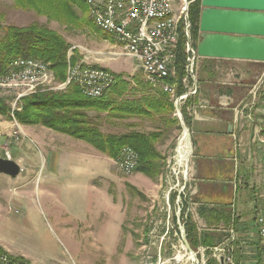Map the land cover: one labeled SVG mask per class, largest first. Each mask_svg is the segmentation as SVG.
Instances as JSON below:
<instances>
[{
    "label": "crops",
    "instance_id": "obj_1",
    "mask_svg": "<svg viewBox=\"0 0 264 264\" xmlns=\"http://www.w3.org/2000/svg\"><path fill=\"white\" fill-rule=\"evenodd\" d=\"M101 62L102 65L97 66L113 68L106 59ZM196 79L197 92L192 94L187 107L191 134L187 146L191 156L189 166L187 161L188 177L181 202L184 217L197 225L199 235L203 232L215 235L216 246L222 242H217V232L222 231L225 236L224 228L249 229L254 224L255 207L264 201V62L197 57ZM87 114L100 122L98 111L89 110ZM172 117H178L176 102ZM170 120L149 117V133L160 131L164 139L169 125H178ZM22 129L40 148L41 154L33 160L38 170L43 169L46 173V179L34 187L39 198L34 197L33 217L31 212L29 216L25 214L27 194L15 187L8 175L0 173V247L28 264H63L56 250L47 251V241L33 251L38 254H33L24 247L14 246L17 237L23 231L35 230L37 235L39 232L44 234L47 230L44 213L52 227L72 229L69 222L74 220V215L70 216L69 222L67 216L74 213V203H82L83 187L95 181L100 188L98 176L106 177L117 160L85 140L45 126H22ZM157 148L161 150L159 144ZM151 180L149 177V185ZM68 192L72 194L68 195ZM42 193H45L44 197ZM205 208L217 209L216 213L226 210L229 221L208 225L201 215ZM15 210L21 215L11 212ZM104 214H98L93 220H105ZM84 225L85 229L93 230L99 223L83 222ZM102 227L101 234H110L111 229L106 232L109 228L105 221ZM68 231L65 233H70ZM234 245L236 263L256 264L250 243L239 239Z\"/></svg>",
    "mask_w": 264,
    "mask_h": 264
},
{
    "label": "rangeland",
    "instance_id": "obj_2",
    "mask_svg": "<svg viewBox=\"0 0 264 264\" xmlns=\"http://www.w3.org/2000/svg\"><path fill=\"white\" fill-rule=\"evenodd\" d=\"M183 1L172 0L176 15L181 14V8L184 6ZM78 14L81 17L83 16L80 10ZM0 15L3 17L4 25L27 27L34 22H38L64 36L70 44L67 76L69 67L74 66L71 64V57L74 50L77 49L76 57H79L78 63L84 62L85 65L96 66L102 65L101 59H106L107 62L113 65L112 69L114 70L111 69L112 72L123 73L129 79L135 75H142L146 80L140 61L121 53V48L117 45V42L109 41L95 28H67L66 25L56 19L49 18L47 15L38 14L33 9L18 7L14 0H0ZM186 17H183L179 33H181L182 29L185 31L183 23H185ZM200 37L202 38L201 32ZM201 38L192 39V46L194 44L193 48L195 50L198 48ZM121 46L124 45L121 44ZM191 56L193 57V55ZM196 59L194 64L195 72ZM170 67V73L174 74L175 63ZM52 72L54 78H49L48 81L35 90L27 89L25 86L8 87L9 83L2 85H7L6 87L0 86V104L4 106H0V157L11 158L21 165L22 170L17 177L8 176L15 182V187L23 189L25 194H27L25 214L29 216V212H31L33 217H35L33 214L34 197L39 198V194L34 193V187L36 184L39 185L41 180L44 181L46 179V173L43 169L38 170L36 163H34L37 156L41 154L40 148L32 137H28L22 126L23 128L36 125L49 127L37 122L22 123L17 119L16 113L23 111L26 103L24 98L47 92L53 94L66 93L70 85L64 89H61L60 86L63 82H66L67 78L60 80L54 70ZM171 88L175 91L173 86ZM174 91L170 92L172 96H175ZM99 113L101 118L106 119L105 112ZM105 119L100 121L103 125V129L102 125L101 129L105 133H126L131 130L149 133L148 119L132 118L124 121L115 120L114 123H104ZM179 121L178 125H169V129L164 134V139L161 138L157 141V144L161 146L160 151L167 158V166L163 174L152 178L150 185L149 176L138 171L127 174L121 170L117 161H115L106 177L98 176L97 180L100 188L95 181H92L91 185L83 187L82 203H74V213L67 216L69 222L70 216L74 215V220L69 222L72 229L68 231L56 225H54L55 228L52 227L51 223L46 219L47 213H44L42 216H44L45 227L47 228L44 234L39 232L37 235L35 230L32 232L23 231L17 237L14 246L18 248L24 247L25 250L38 254L33 251L41 248L47 241L49 245V250L47 251L56 250L61 260H63V264H194L189 250L185 249L182 242L183 239L178 222V195L179 190L185 185L186 181V176L183 172L184 167L181 168L183 171L178 169L177 172L178 167L175 164L176 149L179 139L184 133L181 120ZM4 124L9 126L5 127ZM185 125L187 126L186 122ZM187 144L188 141H186ZM38 167L40 166L38 165ZM44 194H41L42 197H44ZM70 194L72 192H68V195ZM11 212L20 213V211L16 210ZM98 214L100 216L104 214L105 220L94 221L93 217H97ZM115 214L120 215V218H116ZM181 214H183V210ZM83 216L87 218L82 219ZM25 218L27 217L25 216ZM104 221L106 227L109 228L106 229V232H110L111 229L108 235L101 234ZM180 221L184 225L182 215ZM39 222L40 220L38 219ZM83 222H98L99 225H95L93 230H87L85 229L86 226H83ZM117 227L121 228L120 231L115 230ZM250 229H252V226ZM65 231L70 233L66 234ZM167 232L168 234L165 235ZM222 233V231L217 232L219 235L217 242L225 239L226 235L224 237ZM193 249L197 252L200 259L197 264H203V254L198 250V247ZM181 253L184 254L185 258H178ZM206 254L207 262L210 258L215 259L212 251ZM252 259L256 264L260 262V257L253 255Z\"/></svg>",
    "mask_w": 264,
    "mask_h": 264
},
{
    "label": "trees",
    "instance_id": "obj_3",
    "mask_svg": "<svg viewBox=\"0 0 264 264\" xmlns=\"http://www.w3.org/2000/svg\"><path fill=\"white\" fill-rule=\"evenodd\" d=\"M14 1L18 7L33 9L38 14L58 20L67 28H95L109 41L115 42L111 34L95 26L96 23L91 16L90 8L84 0ZM79 10L83 13L82 17L78 14ZM201 12V0L194 1L189 8L192 39L201 38L199 30ZM69 50L70 44L64 36L49 27L38 22L27 27L4 25L3 17L0 15V74L19 58H38L49 62L57 78L65 80L69 65ZM76 50L71 57L73 65L79 62ZM176 52L175 73L166 79L174 87L175 96L164 91L160 86H154L155 84L149 79L146 81L142 75H135L129 79L123 73L113 72L115 80L101 97L86 96L81 87L73 82L64 94L47 92L24 98L26 103L23 111L16 113L17 119L22 123H42L54 130L85 140L100 152L116 160L121 150L130 146L138 156V163L134 171L155 178L163 174L167 166L166 156L157 148V141L161 138L162 132L146 133L131 130L126 133H105L101 129L100 122L91 118L87 111L105 112L106 119L100 117L99 121L105 119L107 123L132 118L149 120V117H154L155 119L160 118L162 121L171 119V123L178 124L179 118L172 117L175 112V99L188 90L183 80L189 75L188 65L191 57L187 51V37L184 29L181 30ZM96 67L99 66L96 65ZM190 97L181 105L187 126H190V115L187 110ZM0 106L4 107L2 104ZM129 126L131 125L129 124ZM216 211L218 212L217 209L206 208L201 210V215L205 217L208 225L229 221L226 210L220 213H216ZM183 214V223L191 246L193 248H197L201 244L207 247L215 246V235L211 233L199 235L197 225L188 217H184ZM208 252L210 253V250ZM3 254L8 253L0 247V256ZM8 256L13 262L28 264L22 258L11 257L9 254ZM207 264L219 263L216 259L210 258Z\"/></svg>",
    "mask_w": 264,
    "mask_h": 264
},
{
    "label": "built area",
    "instance_id": "obj_4",
    "mask_svg": "<svg viewBox=\"0 0 264 264\" xmlns=\"http://www.w3.org/2000/svg\"><path fill=\"white\" fill-rule=\"evenodd\" d=\"M97 6V17L99 21L107 24V31H114L115 42L121 48V53L134 57L140 61L141 69L146 77L157 78V85L167 89L170 93V84L166 81L170 77V22L145 25V14L171 11L175 8L167 7L165 0H92ZM196 0H190V5ZM185 34L187 37V51L192 55L189 43L192 46L191 21L189 8L185 23ZM121 39H133V46H121ZM193 47V46H192ZM72 52V51H71ZM193 57L189 58V75L184 78L183 83L188 89L186 93L178 96L175 102L183 104L185 100L197 92V79L194 70ZM84 62L69 67L66 82L61 89L71 83H77L83 93L89 97H101L113 84L115 75L103 67L86 65ZM53 69L49 62L36 58H19L13 61L8 69L0 74L1 78H11L16 75L30 76V74L47 73L49 78H54ZM193 81V82H192ZM21 87V86H8ZM29 89V86H25ZM39 86H36V89ZM137 152L124 147L117 163L122 171L132 173L137 166ZM182 206V205H181ZM225 239L214 247L200 246L198 250L203 254V264H207V251H212L213 256L219 264H238L235 261L234 243L241 239L246 244H251V254L260 257V264H264V201L255 207V219L252 229L238 231L234 227L224 228ZM168 232L165 234L167 235ZM183 242V240H182ZM184 244V242H183ZM206 256V259H205ZM0 264H20L13 262L8 254L0 256Z\"/></svg>",
    "mask_w": 264,
    "mask_h": 264
},
{
    "label": "water",
    "instance_id": "obj_5",
    "mask_svg": "<svg viewBox=\"0 0 264 264\" xmlns=\"http://www.w3.org/2000/svg\"><path fill=\"white\" fill-rule=\"evenodd\" d=\"M201 5L199 30L202 38L196 50L189 43L193 63L197 57L264 62V0H201ZM176 108L184 132L187 131L191 139L189 128L185 125L184 115L178 102ZM190 156L191 153L189 161ZM21 170V165L15 160L0 157V173L17 177ZM185 176L187 180L188 168ZM184 190L185 185L182 186L178 195V222L183 242L193 256L194 264H197L200 259L197 252L191 247L186 229L180 221L181 193Z\"/></svg>",
    "mask_w": 264,
    "mask_h": 264
},
{
    "label": "bare ground",
    "instance_id": "obj_6",
    "mask_svg": "<svg viewBox=\"0 0 264 264\" xmlns=\"http://www.w3.org/2000/svg\"><path fill=\"white\" fill-rule=\"evenodd\" d=\"M87 5L90 8L91 15L94 16L95 13H97V6H95V3L92 0H84ZM167 7L173 8L172 0H165ZM184 6L181 8V14L176 15L175 13H172L171 11H164L160 13H147L145 14V25H153L156 23H168L170 22V66H172L177 58L176 51L178 47V42L180 39V33L179 30L182 25L183 17H186L187 15V8H190V0H184ZM96 25L98 28L108 32V34H111L114 38V31H107V24H105L102 21H99L97 17H93ZM121 44L124 46H133V39H121ZM171 69V67H170ZM175 70V69H174ZM172 75V74H171ZM151 82H153L155 85H157V78H148ZM49 80V74L47 73H40V74H30V76H23V75H16L11 78H1V85L7 84L9 86H29V89H36V86L43 85L46 81ZM52 80V79H51ZM13 82V83H12ZM7 86V85H6ZM61 88V86H60ZM167 91V89H164ZM174 91L173 88H171L170 85V92ZM175 92V91H174ZM181 107V104H179ZM189 136L187 131L183 133L182 137L179 139V143L176 149V155H175V164L178 167V169L182 170L181 168L184 167V174L186 175L187 172V161L189 159V153H188V146L186 145V141H189ZM130 149H132L130 147ZM133 150V149H132ZM134 151V150H133ZM138 163V159H137ZM175 168V167H174ZM184 247L186 250L187 246L184 244ZM191 254V253H190ZM187 256V255H186ZM184 254H179L178 258L183 259ZM185 258V257H184ZM193 256L191 255V260L193 261Z\"/></svg>",
    "mask_w": 264,
    "mask_h": 264
}]
</instances>
